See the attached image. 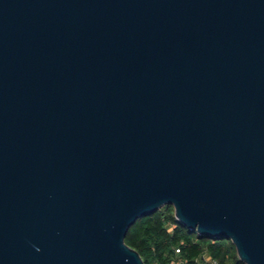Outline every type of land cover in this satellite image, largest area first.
Returning a JSON list of instances; mask_svg holds the SVG:
<instances>
[{
  "label": "water",
  "instance_id": "95a60500",
  "mask_svg": "<svg viewBox=\"0 0 264 264\" xmlns=\"http://www.w3.org/2000/svg\"><path fill=\"white\" fill-rule=\"evenodd\" d=\"M164 206L264 264V0H0V264H145Z\"/></svg>",
  "mask_w": 264,
  "mask_h": 264
},
{
  "label": "trees",
  "instance_id": "16d2710c",
  "mask_svg": "<svg viewBox=\"0 0 264 264\" xmlns=\"http://www.w3.org/2000/svg\"><path fill=\"white\" fill-rule=\"evenodd\" d=\"M125 243L145 264H207V258L217 264H244L230 240L189 230L176 220L172 206L139 219L129 229Z\"/></svg>",
  "mask_w": 264,
  "mask_h": 264
},
{
  "label": "built area",
  "instance_id": "2783aa9c",
  "mask_svg": "<svg viewBox=\"0 0 264 264\" xmlns=\"http://www.w3.org/2000/svg\"><path fill=\"white\" fill-rule=\"evenodd\" d=\"M206 262L207 264H217L215 261L211 260L210 258L206 259Z\"/></svg>",
  "mask_w": 264,
  "mask_h": 264
},
{
  "label": "rangeland",
  "instance_id": "374dc122",
  "mask_svg": "<svg viewBox=\"0 0 264 264\" xmlns=\"http://www.w3.org/2000/svg\"><path fill=\"white\" fill-rule=\"evenodd\" d=\"M208 259V258H207Z\"/></svg>",
  "mask_w": 264,
  "mask_h": 264
}]
</instances>
